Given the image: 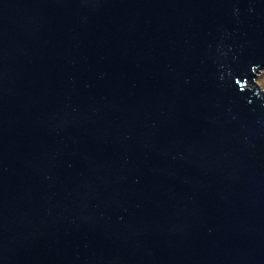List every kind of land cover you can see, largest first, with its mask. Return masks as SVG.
Returning <instances> with one entry per match:
<instances>
[{"label": "water", "instance_id": "1", "mask_svg": "<svg viewBox=\"0 0 264 264\" xmlns=\"http://www.w3.org/2000/svg\"><path fill=\"white\" fill-rule=\"evenodd\" d=\"M264 0H0V264H264Z\"/></svg>", "mask_w": 264, "mask_h": 264}, {"label": "rangeland", "instance_id": "2", "mask_svg": "<svg viewBox=\"0 0 264 264\" xmlns=\"http://www.w3.org/2000/svg\"><path fill=\"white\" fill-rule=\"evenodd\" d=\"M259 86L264 90V70L260 71L256 77Z\"/></svg>", "mask_w": 264, "mask_h": 264}]
</instances>
